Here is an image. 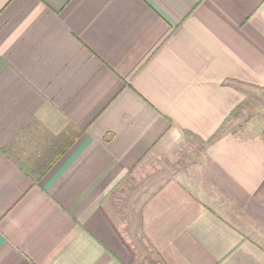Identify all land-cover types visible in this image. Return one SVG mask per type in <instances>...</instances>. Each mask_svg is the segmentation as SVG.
<instances>
[{"label":"crops","instance_id":"0c3cea01","mask_svg":"<svg viewBox=\"0 0 264 264\" xmlns=\"http://www.w3.org/2000/svg\"><path fill=\"white\" fill-rule=\"evenodd\" d=\"M245 87L264 0H0V264H264V130L223 129Z\"/></svg>","mask_w":264,"mask_h":264},{"label":"rangeland","instance_id":"374dc122","mask_svg":"<svg viewBox=\"0 0 264 264\" xmlns=\"http://www.w3.org/2000/svg\"><path fill=\"white\" fill-rule=\"evenodd\" d=\"M244 90L246 99L238 106L232 117L224 123V130H239L241 127L264 130V93L248 87ZM201 147L202 144L198 140L189 139L172 156L144 165L132 178L134 188L149 192L164 178L175 176L182 170L187 171L190 165L198 162V150Z\"/></svg>","mask_w":264,"mask_h":264},{"label":"trees","instance_id":"16d2710c","mask_svg":"<svg viewBox=\"0 0 264 264\" xmlns=\"http://www.w3.org/2000/svg\"><path fill=\"white\" fill-rule=\"evenodd\" d=\"M220 133H221V127H220V129H218V131H216V133L211 137V139H214L215 137L219 136Z\"/></svg>","mask_w":264,"mask_h":264}]
</instances>
